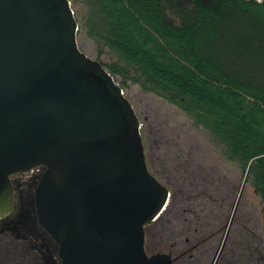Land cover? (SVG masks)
<instances>
[{
    "label": "water",
    "instance_id": "obj_1",
    "mask_svg": "<svg viewBox=\"0 0 264 264\" xmlns=\"http://www.w3.org/2000/svg\"><path fill=\"white\" fill-rule=\"evenodd\" d=\"M77 30L69 0H0V219L10 176L41 166L35 214L61 264H172L144 247L170 191L147 167L132 103Z\"/></svg>",
    "mask_w": 264,
    "mask_h": 264
},
{
    "label": "trees",
    "instance_id": "obj_2",
    "mask_svg": "<svg viewBox=\"0 0 264 264\" xmlns=\"http://www.w3.org/2000/svg\"><path fill=\"white\" fill-rule=\"evenodd\" d=\"M81 4L77 34L95 43L96 60L103 54L114 58L108 64L100 62L122 91L128 83L137 84L188 114L221 147L225 158L238 165L264 203V5L253 0H81ZM140 133L149 171L170 190L156 172L154 144L143 124ZM178 147L175 159L182 160L181 171L196 174L198 166L182 159ZM43 170L40 166L29 176L32 190ZM12 183V213L33 211L32 195L23 201L22 185ZM175 196L172 191L163 212L144 226V247L147 252L154 230L165 243V251L156 252H177L181 259L196 247L176 245L202 244L209 236L201 234L199 212L193 206H178Z\"/></svg>",
    "mask_w": 264,
    "mask_h": 264
},
{
    "label": "rangeland",
    "instance_id": "obj_3",
    "mask_svg": "<svg viewBox=\"0 0 264 264\" xmlns=\"http://www.w3.org/2000/svg\"><path fill=\"white\" fill-rule=\"evenodd\" d=\"M69 1L79 25L83 14L81 0ZM76 39L82 50L96 59L98 49L95 43L80 33H76ZM112 59L107 54L99 57V61L107 64ZM123 93L154 144L155 168L159 177L170 187V194L176 192L178 206H193L199 212L203 220L201 234L209 236L196 247L192 258L186 254L181 259L195 260L192 264H211L221 243H247L256 248L253 254H264V203L238 165L227 160L221 147L176 106L133 83H128ZM178 144L183 151L182 159L192 160L198 166L196 174L184 175L179 166L182 160L176 163ZM29 175L30 172L23 175L21 180ZM5 227L0 225V264H22L21 247L15 237L20 228ZM164 247L165 243L152 230L147 253L165 251ZM50 257L55 258V251Z\"/></svg>",
    "mask_w": 264,
    "mask_h": 264
},
{
    "label": "flooded vegetation",
    "instance_id": "obj_4",
    "mask_svg": "<svg viewBox=\"0 0 264 264\" xmlns=\"http://www.w3.org/2000/svg\"><path fill=\"white\" fill-rule=\"evenodd\" d=\"M39 170L29 171L30 175H34ZM29 172H17L10 176L11 183L19 182L23 189V201H28L32 195V208L33 211L24 210L21 212L12 213L0 219V225H5L9 228L17 226L20 228L18 233L15 235L17 241L20 244L21 251L20 255L23 256L22 264H61L60 258L57 253V244L53 239L45 232V230L39 225L34 209V189L32 190V180L28 177L21 180V177ZM29 175V176H30ZM13 187V183H12ZM32 191V194H31ZM14 192V188H13ZM14 207V204H13ZM13 210V208H12ZM2 228V227H1ZM201 244H180L176 247H186L190 249L198 247ZM48 246V247H47ZM55 246V248H54ZM253 250L256 248L250 247V244H227L221 243L217 248L215 258L211 264H264V254H253ZM55 251V258L51 259L50 255ZM50 254L48 255V253ZM172 258V264H192L195 262L193 259H178L176 258L179 253L168 252ZM188 255H193L188 253Z\"/></svg>",
    "mask_w": 264,
    "mask_h": 264
},
{
    "label": "built area",
    "instance_id": "obj_5",
    "mask_svg": "<svg viewBox=\"0 0 264 264\" xmlns=\"http://www.w3.org/2000/svg\"><path fill=\"white\" fill-rule=\"evenodd\" d=\"M253 1H255V2L259 3V4L264 5V0H253ZM33 170H39V167H37V168H35V169H33ZM33 170H32V171H33Z\"/></svg>",
    "mask_w": 264,
    "mask_h": 264
}]
</instances>
